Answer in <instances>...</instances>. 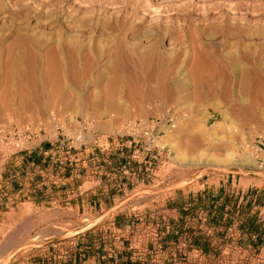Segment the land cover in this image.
Instances as JSON below:
<instances>
[{
  "label": "rangeland",
  "instance_id": "rangeland-1",
  "mask_svg": "<svg viewBox=\"0 0 264 264\" xmlns=\"http://www.w3.org/2000/svg\"><path fill=\"white\" fill-rule=\"evenodd\" d=\"M21 1L0 0V36L15 44L26 27L44 49L38 58L19 44L21 62L0 63V120L72 112L110 136L124 120L170 112L177 125L171 160L158 162L161 186L229 172L264 178V0ZM175 143L199 165L176 164ZM231 154L238 165H204ZM29 212L0 224V248L24 226L0 264H28L30 245L67 227Z\"/></svg>",
  "mask_w": 264,
  "mask_h": 264
},
{
  "label": "crops",
  "instance_id": "crops-1",
  "mask_svg": "<svg viewBox=\"0 0 264 264\" xmlns=\"http://www.w3.org/2000/svg\"><path fill=\"white\" fill-rule=\"evenodd\" d=\"M108 137L89 135L73 147L51 132L0 170V224L28 208L34 220L67 226L30 245L28 264H115L120 256L130 264L120 248L134 238L130 224L145 208L165 219L167 240L193 228L191 219L204 210L217 231L237 230L243 245L264 247L263 177L229 172L161 186L160 164L136 160V146Z\"/></svg>",
  "mask_w": 264,
  "mask_h": 264
},
{
  "label": "built area",
  "instance_id": "built-area-1",
  "mask_svg": "<svg viewBox=\"0 0 264 264\" xmlns=\"http://www.w3.org/2000/svg\"><path fill=\"white\" fill-rule=\"evenodd\" d=\"M174 113L124 120L108 139L126 138L136 146L134 158L144 162L165 164L173 156L163 137L176 128ZM51 132L63 145L84 146L88 136L95 140L104 136L90 120L79 118L72 112H49L35 121L0 120V170L18 153L31 150L43 140L51 139ZM264 168V163H262ZM197 219H191L193 228L180 233L176 239L163 235L165 219L145 208L137 210L131 222L134 238L124 243L120 254L130 253V264H264V247L243 245L237 230L217 231L207 224L204 210ZM200 239L203 243L198 241ZM115 264H125L121 256Z\"/></svg>",
  "mask_w": 264,
  "mask_h": 264
},
{
  "label": "bare ground",
  "instance_id": "bare-ground-1",
  "mask_svg": "<svg viewBox=\"0 0 264 264\" xmlns=\"http://www.w3.org/2000/svg\"><path fill=\"white\" fill-rule=\"evenodd\" d=\"M23 1V0H22ZM21 1V2H22ZM24 2H25V0H24ZM20 4V3H19ZM26 5V4H25ZM20 6V5H19ZM27 6H29V5H27ZM21 7V6H20ZM23 8V7H22ZM21 8V9H22ZM25 8V12L27 13L28 11H27V9H26V6L24 7ZM29 8V7H28ZM20 9V10H21ZM29 10V9H28ZM20 13L21 12H23L22 10L21 11H19ZM25 13V14H26ZM22 14V13H21ZM24 15V13L21 15V16H23ZM15 16V15H14ZM25 16V15H24ZM26 26H28V25H26ZM29 27V26H28ZM23 28L21 27V30H20V33L18 32V39H17V41H16V43L15 44H12L13 42H14V39H13V42L11 43V44H8V42H9V39L7 38V37H5V36H0V63H2L3 64V62L4 61H7V59L9 58V57H12L13 56V61L15 62V63H19V62H21V55H22V53L20 52V51H18V50H16L15 48H16V45H19V44H21V45H24L25 46V48L29 51V52H31V53H33V54H35L38 58H39V56L41 55V52L43 51L42 49H44L43 48V44L40 42L41 40H40V37H39V40H38V38L36 39L35 37H33V35L30 33V35H29V33L27 32H24L25 31V29H26V27H25V29H23ZM29 29V28H28ZM27 30V29H26ZM30 30V29H29ZM33 30V29H32ZM33 32V31H32ZM17 33V32H16ZM35 33V32H34ZM36 34V33H35ZM32 35V36H31ZM36 36V35H35ZM71 36V35H70ZM74 36V35H73ZM75 38V37H74ZM17 42H18V44H17ZM43 43H45L44 41H43ZM60 44V43H59ZM59 46H61V47H59V50L60 51H62V46L63 45H59ZM78 47V46H77ZM27 51V52H28ZM62 55H63V53H62ZM67 57V56H66ZM36 58V57H35ZM38 58H37V60H38ZM11 61H12V59H11ZM10 62V61H9ZM32 64H33V62H32ZM70 65H71V63L70 62H68V61H66V60H63L62 62H61V65H60V69H61V71H63V73H64V75H63V77H64V79L66 78V76L68 75V73H69V69L71 68L70 67ZM13 66H14V64H13ZM17 69H18V67H17ZM23 70V69H22ZM15 71V70H14ZM18 71V74H20V76H21V69H18L17 70ZM42 73H43V71H42ZM41 75V76H40ZM39 76H37V82H39L40 83V85H41V91H43V92H45V85H44V83H45V78H44V76L45 75H43V74H40ZM98 85V84H97ZM44 86V87H43ZM184 91V90H183ZM171 137V132H168L167 133V136H165L164 137V139H163V142L164 143H166V144H168L169 142H170V140L168 139V138H170ZM182 146V145H181ZM179 144H177V143H175V147H176V149H177V157L174 159V162L176 163V164H178V165H180V166H196V165H199V162L198 161H195L194 159H190L189 160V156H188V154H187V151H186V149H184L183 147H181ZM245 162H244V164H242V165H245V166H251V167H253V166H255V163L253 162V160H251V159H246V160H244ZM238 162L237 161H234V156H232V154L231 155H228L225 159H218V157H214L213 156V158L212 159H209V160H207V162L206 163H204V165H206V166H214L215 168H227V167H232V166H236V165H238L237 164ZM24 227V226H23ZM23 227L20 229V230H17V231H15L12 235H10L7 239H6V241L2 244V246H1V248H0V258H2L4 255H6V258L5 259H7V255H9V253H10V251L17 245V241H18V238L20 237V235L22 234V232H23ZM5 236V235H4ZM20 239V238H19ZM15 252V251H14ZM3 258V259H4ZM2 261V260H1Z\"/></svg>",
  "mask_w": 264,
  "mask_h": 264
}]
</instances>
